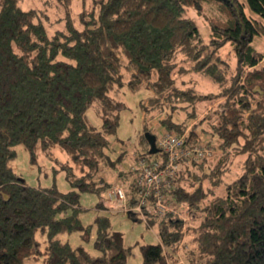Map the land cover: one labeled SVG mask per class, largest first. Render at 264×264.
Masks as SVG:
<instances>
[{"label":"trees","instance_id":"obj_1","mask_svg":"<svg viewBox=\"0 0 264 264\" xmlns=\"http://www.w3.org/2000/svg\"><path fill=\"white\" fill-rule=\"evenodd\" d=\"M21 1L0 0V264H128L124 234L106 214L85 225L80 205L83 192L106 190L107 208L115 200L136 207L141 159L168 162L158 146L150 152L144 133L133 153L123 144L115 154L122 102L113 95L125 87L152 92L143 102L144 131L156 144L150 119L162 114L163 132H186L188 143L200 142L198 129L207 125L219 153L209 170L205 159L180 161L170 185L150 192L145 215L126 211L158 226V241L141 245L142 264H179L180 252L186 264H264V55L253 45L264 36V0H95L77 18L72 0H57L64 25L52 31L39 9ZM206 2L225 16L209 17L208 39L190 15ZM227 45L236 60L224 55ZM192 73L218 90L188 84L184 75ZM203 101L217 105L187 132L176 116H197ZM91 107L99 126L87 117ZM19 144L34 162L40 152L51 160L66 153L59 162L72 189L19 177L11 166ZM234 156H245L243 171L226 180ZM114 170L121 183L109 180ZM116 186L125 198L110 193ZM158 198L169 209L160 212ZM182 203L198 221L180 216ZM94 228V252L61 238L79 231L89 239Z\"/></svg>","mask_w":264,"mask_h":264},{"label":"rangeland","instance_id":"obj_2","mask_svg":"<svg viewBox=\"0 0 264 264\" xmlns=\"http://www.w3.org/2000/svg\"><path fill=\"white\" fill-rule=\"evenodd\" d=\"M94 1L95 0H72L71 12L73 17L77 18L81 11L90 9L93 6ZM21 6L24 9L31 7L39 9L40 12L44 14V22L46 24L48 23L47 26L51 29V31L54 30L55 27L61 28L64 25V20L62 19L59 21V19L65 16V8L61 6L59 7L57 5V0H22ZM190 15L199 21L203 34L207 39L210 37V28L208 25L209 17L215 16L225 18L215 5L207 2L203 5L202 13H199L197 10H191ZM253 45L264 55V36H256L253 41ZM223 53L228 57V59L233 58L236 60L231 53V46L227 45ZM184 80H186L188 84L195 85V87L202 92H216L218 90L216 84L201 74H186L184 75ZM150 93L152 92H149V90L144 88L133 91L125 87L121 89L120 92L113 95L116 100L122 102L120 105V108H122L120 110V124L114 136V139L120 145L116 143L115 154H117L120 149H124L123 144L128 146L127 148L129 149V154L133 153V148L135 149L140 146L141 135L142 133H144V135L146 133V131H144L145 124L143 102L146 99L148 100ZM216 105L214 103H210L209 101H203L198 104L197 112L199 114L197 116L188 118L187 114L180 112L176 117L179 121H185L188 125L186 129L188 132L192 129V127L194 128L196 123H198L202 117L214 109ZM159 116L162 117L163 115L157 114L152 121L150 119V123L153 130L157 129L159 133H162L164 130L159 123ZM87 117L94 125L99 126L102 123L101 116L95 107H91L88 110ZM183 134H186L185 136H187L188 133H181V135ZM198 134L201 136V143L214 148L213 157L207 158L203 162L205 166L204 168L209 170L214 167L219 158V153L217 152L215 146L216 143L213 141L211 130L207 125H203L201 129H198ZM158 157L162 158V155H159ZM244 158L245 156H234L232 162L228 166L229 170L225 171L224 178L226 180L236 178L237 175L243 171ZM66 159L67 154L57 150L54 160L49 159L42 152H40L37 160L34 162L29 151L22 144H19L16 146V156L12 160L11 166L19 177L24 178L29 185L36 187L56 186L62 191H69L72 189V185L68 181L65 171L60 168L59 162L65 161ZM126 161H128V158H126ZM192 168H196V170L199 169L196 166H192ZM108 178L111 182L121 183L116 170H114L113 173L109 172ZM204 181L205 186L212 187V184L207 179H204ZM107 200L109 199L106 190H103L101 193L83 192L80 199V205L85 208L81 214L82 222L85 225L90 223L94 224L98 215L106 214L110 219L111 227L115 230L121 231L124 234L126 246L131 247V252L128 256V264H142L143 255L141 245L155 243L158 241V226L156 224H150L140 216L138 218L136 215H129L126 212L129 208H124V203L121 200L109 201L110 207L107 208L105 206ZM182 205L183 209L178 213L181 217H183V219L187 222H195L199 220V218H195L193 214L189 213L190 208L188 204L182 203ZM186 226L187 225L185 224V227ZM188 237L191 238L190 236ZM61 238L64 241H69L73 245L82 244L86 247V249L93 252L95 251V228L93 229L89 239H84L79 231L63 233ZM184 247L186 251L191 248L189 245ZM186 257L187 256L183 255V252L178 253V263L186 264Z\"/></svg>","mask_w":264,"mask_h":264},{"label":"built area","instance_id":"obj_3","mask_svg":"<svg viewBox=\"0 0 264 264\" xmlns=\"http://www.w3.org/2000/svg\"><path fill=\"white\" fill-rule=\"evenodd\" d=\"M157 146L162 152L168 156V162L160 165L157 162L151 165L141 159L140 163L143 165V173L140 177L139 183L141 185V197L136 207L128 209L136 210L142 215H145L146 209L150 208L149 195L152 190H155L157 195H160V188L162 185H170V179L176 174L179 162L184 159L204 160L214 155V148L201 142L188 143L186 136L172 131L159 133L157 136ZM115 197L125 198L126 193L121 186H116L110 191ZM159 197V196H158ZM157 207L160 212L169 209L158 198ZM146 208V209H145Z\"/></svg>","mask_w":264,"mask_h":264},{"label":"water","instance_id":"obj_4","mask_svg":"<svg viewBox=\"0 0 264 264\" xmlns=\"http://www.w3.org/2000/svg\"><path fill=\"white\" fill-rule=\"evenodd\" d=\"M145 136H146V138L150 144V152L151 153L158 152L159 149H158L157 144H156V136L149 131H147L145 133Z\"/></svg>","mask_w":264,"mask_h":264}]
</instances>
